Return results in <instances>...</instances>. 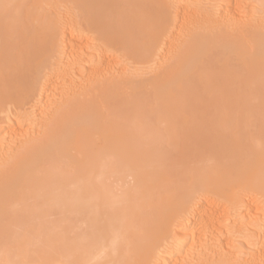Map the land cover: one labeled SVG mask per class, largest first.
Returning <instances> with one entry per match:
<instances>
[{
    "label": "bare ground",
    "instance_id": "6f19581e",
    "mask_svg": "<svg viewBox=\"0 0 264 264\" xmlns=\"http://www.w3.org/2000/svg\"><path fill=\"white\" fill-rule=\"evenodd\" d=\"M69 1L66 26L50 0H0V264H183L208 239L206 264H264V216H230L264 194V17L240 0L219 20L197 0ZM123 60L130 78L107 77ZM57 74L89 88L26 140Z\"/></svg>",
    "mask_w": 264,
    "mask_h": 264
},
{
    "label": "rangeland",
    "instance_id": "374dc122",
    "mask_svg": "<svg viewBox=\"0 0 264 264\" xmlns=\"http://www.w3.org/2000/svg\"><path fill=\"white\" fill-rule=\"evenodd\" d=\"M182 1H185V0H181V1L180 0L179 1L176 0V2H178V3L181 2L180 5L181 4L182 5L184 4V2H182ZM197 1H195L197 4L194 3V4H196L197 8L200 7L202 9H205V10L211 12L215 16L216 19H218V17L221 18L222 17L221 15L225 16V18L228 16L225 13L223 14L222 7H220L222 4H224V2H223L224 0H211L213 3L210 2V0H203V2L201 0L200 1L197 0ZM208 1H209V3H208ZM216 1H217V3H216ZM240 1L243 3V8H241L242 7L241 6L242 3H241L238 6L240 8H238V9L239 10H241V9L244 10V8H245L244 12H242L241 14H242V16L244 15L245 18H247V21H248V18H250V20L248 22H251L253 20L252 21V23H253L254 20L255 21L258 20L257 22L263 20L262 18L264 17V9H263L264 8L263 7L264 5H262L261 3H257L258 4L257 5L255 0L254 1L253 0H240ZM198 3L199 4L201 3L202 5L205 3V5L202 6L201 4L199 5ZM214 3H216L218 5H215ZM49 4H52L51 5L52 6L51 8H52V10L55 9L56 13L58 14L57 15L58 18H60L63 21L68 22V23L65 24L66 26H70V21L71 20H76V19H78L80 17L79 14H78V5L76 3H74V2H72V1H69V0L68 1L67 0H50ZM231 5H232V2L230 3V6ZM253 5L256 8L259 5L262 6V7L259 6L257 8L258 11H259L258 12L257 9L255 7H253ZM233 6H235V5H232L231 7H233ZM207 7L209 9H212V10L207 9ZM252 7H253V12L251 10L250 11L248 10V9H250ZM235 8H236V6H235ZM217 11L219 12V14H218ZM221 12H222V14H221ZM251 12L254 15L250 14ZM248 14H250L249 17L247 16ZM251 17H252V19H251ZM258 18H260V20ZM238 31H240V30H238ZM258 31H260V30H258ZM235 32L237 33V30ZM260 33L263 34L264 33V30L263 31H260ZM85 38L87 39V41H89V42L91 41L90 43H92V41H94L96 37L93 36V35H86ZM183 42H184V36H179L178 38H176L174 40V42L170 45L171 46L170 49H169L170 51L168 52L167 56L165 54V59L163 61H161V62L158 63V64H160V66L159 67L153 66L150 69V71H148L146 74L149 73L148 76L149 75L150 76H153V75L155 76V75L160 74L161 72H164L171 65V63L173 61V59L172 58L170 59L169 57L171 55H174L177 47H179L181 45V43H183ZM123 61H125V60H123ZM136 68L137 67L132 62H126L125 61L124 64H122L121 66H119V67L116 68V70L114 71L113 74L107 75V77H109V78H113L114 77V78L119 79V80L120 79H122V80L123 79H129L130 76H131V73ZM56 77H57V83H56L55 89H54L53 93L51 94L50 98L48 99L46 105L42 109H40L39 111L37 110L38 112L35 110L36 113H34V110H32L33 111L32 112L31 111V108H30V111L31 112H29V110H27V108L29 109L28 106H30V105H27L26 106V116H25V119L26 120L25 121L28 120L27 123L25 122V125L28 124V125H26V126H28V133H27V136L25 138L26 140L27 139H39V138H41L43 136V133L45 132L46 127L49 124L50 119L52 117H54L55 114L61 112L64 108L68 107L66 105L75 97V95H77V94H83V92L84 91H87V88H89V84L84 83L82 80H79V82H76V85H74V86L71 85L70 86L68 80L64 77L63 74H61V75L57 74ZM9 108L8 109L6 108V112L9 111V112L12 113L14 111V108L11 107V111L9 110ZM27 112L29 113V115H28ZM32 113H34V114L32 115ZM11 116H13V114H11ZM5 117H6V114H5V110H4V113H2V115L0 113V118H3L4 119ZM3 119H0V120H3ZM258 129L260 130V126H259ZM259 130H255V131H258L257 133L260 134ZM262 133L263 132H261V134ZM256 147H258V146H256ZM12 151H14V149H12ZM12 151H11V153H12ZM7 153H9V152H7ZM7 153L4 152L5 155ZM4 154L0 156V163L2 161H4V159H3L4 157H2V156H4ZM192 159H194V158H192ZM191 161H193V160H191ZM191 161H189L188 164L191 163L190 165H192V162ZM194 163H195V161H194ZM209 164H211V162H209ZM126 183H127L126 184V188H130L133 185V180L131 178H128L126 180ZM249 207L250 208L252 207L251 209L255 208L256 210L258 208V212H260V214L262 216H264V194L262 192H260V191H257V190H253V191L249 192L247 194V197H246V206H243L242 208L240 207L239 209L236 208V209L230 210V212L232 214H230V213L229 214H230V216L231 215L233 216L232 217V220L235 223H238V224H242V223L245 224L247 222V218H245L246 217L245 216V212H246L247 209H249ZM255 209L252 210V211L255 212L256 211ZM228 211H229V209H228ZM242 221H244V222H242ZM240 232H242V229L240 230ZM251 237H253V238L252 239H250V238L248 239L247 238L245 241H247V245H248V243H249V245H251L253 243L252 245L254 246L255 236H251ZM252 240H254V241L252 242ZM205 244H206V246H205V253H201V251H198V252H200V254L198 253V258L194 256L196 259L193 258L194 259L193 260L194 262L191 261V260H189L190 261V264H193V263L194 264H206L208 262H215L217 260V257L218 256H217L216 251L213 248L214 245H210L209 239L205 241ZM181 257H183V255H181ZM249 260H250L249 259V256L240 257L238 260H235L236 261L235 264H245ZM189 261H186L183 264H186V263L188 264Z\"/></svg>",
    "mask_w": 264,
    "mask_h": 264
}]
</instances>
